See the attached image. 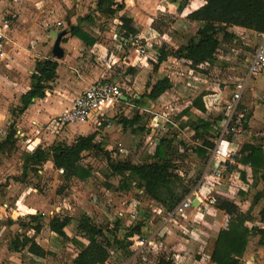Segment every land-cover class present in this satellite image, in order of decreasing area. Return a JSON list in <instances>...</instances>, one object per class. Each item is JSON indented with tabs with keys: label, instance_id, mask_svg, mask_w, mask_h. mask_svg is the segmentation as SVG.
Wrapping results in <instances>:
<instances>
[{
	"label": "rangeland",
	"instance_id": "obj_1",
	"mask_svg": "<svg viewBox=\"0 0 264 264\" xmlns=\"http://www.w3.org/2000/svg\"><path fill=\"white\" fill-rule=\"evenodd\" d=\"M57 1L58 3L56 0H0L1 79L31 78L36 59L49 56L54 58L55 39L50 35V29L52 26L69 29L73 22L72 18H68L69 11L66 10L63 1ZM171 1L176 3V9L168 5L162 6V11L158 9L157 14L147 21L146 34H152L156 38L153 43L148 41L145 44L149 52L158 54H161L162 51L167 52L168 55L165 57L167 63L162 62V71L161 69L160 71L162 75L169 74L173 84H170L160 99L151 100L147 98V93L152 79L155 78L154 72L151 71L149 74L140 76L135 82V77L125 76L126 67L122 66V87L124 94L126 92L130 94L131 102L127 107L123 105L119 109V113L113 117V122L117 123L121 118H138V120H142L139 128L143 130V136L153 132V136H150L151 139L147 140L145 137L141 139V143L134 152L135 156L139 157L137 160H141V162L148 161L146 155L153 146L154 136H163L170 150L168 156L176 164L174 170H178L177 173L180 176V190L184 191L183 187H185L190 191L201 183L208 155L197 151L198 135L193 133L187 124L197 122L202 116L207 120L216 116L220 117V112H224L225 109L221 105L212 113L204 115L190 111L187 115L189 119H183L180 112L190 105L196 96L202 93H214V89L220 91L227 87L226 98H228L233 82L243 78L247 73L250 58L260 39L259 32L254 33L230 27L229 31L234 35L229 40H223V33L219 34L223 42L214 61L191 70L187 61L178 59L179 57L173 53L176 48L188 42L197 28V23L186 17L185 14L188 10L186 8L195 9L204 3V0ZM75 2L77 1L75 0ZM93 2L94 0H82L81 11L90 12L88 14L94 13L92 24H83V26L99 28L101 34L97 35V39L100 43L104 42V39L107 40V43L110 44V47L107 48L112 51L117 48V45H112L113 32H119L120 29L114 22L115 17L95 14ZM146 5H152L153 9L158 8L156 4L151 3V0H133L129 10L141 16L145 22L150 13L145 7ZM18 9H20L19 14L16 12ZM76 10L78 11L75 7ZM62 13L65 14V17ZM59 20L62 22L61 26L57 24ZM79 50L80 54L74 60L76 65L80 66L84 62L97 63L95 57L100 46L96 47L93 52L88 48ZM88 55L90 56L89 61L86 58ZM15 59L22 60L26 64V69L21 65L16 68L8 67V64H14ZM263 75V73L258 75L255 86H260L264 81ZM250 85H252V81ZM18 94L11 96L5 102L0 96V103L3 102V105L6 106L10 105L13 111L8 120L4 119L3 123V117L0 120V138L3 139L5 133L12 126L16 129L14 146H8L4 151H0V216H3L0 218V233L2 234L0 239L5 240L0 241L2 244L0 246H3L1 256H4V259H1L2 264H5L8 257V252L5 249L7 238L10 240L18 233L25 234V232L16 231V229L4 228L3 223L9 220L8 217H5L6 205L11 208L10 212L17 217L27 212L41 213L44 224L57 214L70 215L75 220L86 214L90 216L91 221L104 228L112 240V231H115L119 238L124 236L126 231L123 228L126 229V227L122 222L125 218L130 222L133 220L131 226L141 223V233L130 239L127 249L124 247L126 252L122 251L118 245L115 246L116 248L112 252V261H109L110 264H157L161 256L171 258L175 264H211L206 255L211 252L213 241L212 239L206 241V239L216 235L219 229L225 228L229 216L212 209L210 207L212 203L205 199L200 208L189 207L178 217H174L172 222H167L166 220L174 208L167 210L162 203L153 200L145 192H138L136 187H132L127 192L122 189L120 187L122 175L112 172L109 167L110 159L102 145L100 148L83 153L81 163L89 166L92 170V175L87 180H79L76 177L65 179V174L50 163L48 164L47 161L38 167V171H30L23 179L25 153L34 150L37 145L48 147L54 140L67 142V139L55 134L58 130L65 129V126L55 130L50 124L51 120L40 123H32L31 119L27 121L23 112L19 111V107H15ZM137 94L144 97L143 104L135 101ZM131 105H133V109L130 110ZM142 107L154 108L155 111L167 116L172 121H167L162 116L159 129L153 131L151 119L154 114L141 111ZM239 109L244 114L251 111L250 107L245 104H241ZM127 113L128 115H126ZM219 124L220 122L217 127L212 128L205 135L212 134L215 137L217 130L221 128ZM90 127L91 125L84 124L79 129L85 133L91 129ZM202 132L204 131L202 130L199 134ZM39 137L40 140L35 145L34 141ZM104 138L108 139L109 137ZM8 185L9 189H6L5 187ZM130 204H132L131 208ZM254 214L256 218H259L257 211ZM130 215H134V218L130 219ZM75 220L72 222L73 225L68 228L70 238L74 237L87 242L83 232L76 228ZM18 222H20V218ZM23 222H29V218L25 216ZM31 234L33 231L30 232ZM35 236L41 242V253L40 255L30 253L26 248L20 250L18 253L23 264H75L74 258L80 247L71 239H58L50 233L46 226L40 234L35 233ZM138 239L143 242L142 245ZM253 252H256V249L251 247L248 253ZM263 259L261 258L262 264H264ZM247 261L248 258L241 260V264H247Z\"/></svg>",
	"mask_w": 264,
	"mask_h": 264
},
{
	"label": "crops",
	"instance_id": "obj_2",
	"mask_svg": "<svg viewBox=\"0 0 264 264\" xmlns=\"http://www.w3.org/2000/svg\"><path fill=\"white\" fill-rule=\"evenodd\" d=\"M62 1L64 5H66V10L69 11L68 18H72L73 22L69 29L63 28V27H53L52 26V28L50 29V33L53 30H58V31L65 30V29L68 30V32L61 39V44H63V46L61 47L64 50V54L61 58H58L56 56H54V58L50 56L44 57V58H52V59L57 60L58 62L57 74L55 78L49 82V87L46 90V95L43 98H34L33 102L25 109V111H23L22 114L25 118H27V121L31 119L30 121L32 123L33 122L40 123L41 121L47 122L53 119L57 114H60L63 111H66L67 109H69L75 97L81 94L83 90H85L89 84H91L92 82L98 79L113 81V82H117L122 85V66L126 67V70L124 72L125 76L135 77V82L138 81L137 79L140 76L149 74V72L151 71L154 72L153 76L155 78L152 79V83L148 87L147 98H149L148 94L151 91L153 85L158 80L163 79L164 77H168L170 80L171 76L169 74H165V75L161 74L162 62L167 63L165 59H163L161 62L159 61V57L161 54H158L157 52L148 51L147 56L140 57L135 51L129 52L124 47V44L121 43L120 40L115 37V33H118V32H113L114 41L112 44V45H117V48L113 49L112 51H109L107 47L110 44L107 43V40L104 39V42L102 41L100 43L99 40L97 39V35L101 34V30L99 28L92 27V26L91 27L83 26V24H92L93 22L92 15L94 16V13L88 14L90 12L81 11L82 0H76L77 2H75V0H62ZM123 1L125 5L122 8V10L118 11L114 15H109V16L115 17L114 22L118 25V28L120 29L119 33H123L124 37H130V35L138 34L140 36H143L146 39L144 40V42L149 41L150 43L154 42V39L156 38V36L152 34L150 35L146 34L147 21L149 19L151 20L153 16L157 14L158 9L162 11V6L164 7L168 5V6H171V8L176 9V3L171 0H151V3L156 4L158 8L153 9L152 5L150 6L146 5L145 7L147 8V10L150 11V13L147 17V20H145L144 22V19L141 16H139L138 14H134V12H131L129 10V8H131V4L133 3V0H123ZM203 2H205V0ZM56 3H58L57 0H56ZM97 3H98V0H94L93 5L95 6L93 7L95 9V14H98V15L101 14L103 16H106L104 13L99 12L97 10ZM202 4H200V6ZM75 7L76 9H78V11L77 10L75 11ZM198 7L199 6H197L196 8ZM186 9H188L185 14L187 17V15L194 9H191V8H186ZM16 12L19 14L20 9H18ZM62 15L65 17V14L62 13ZM123 15L129 18H132V25L138 30L136 33H130L129 35H126V29L122 26V16ZM193 22L197 23L196 24L197 28L201 24L200 22H197V21H193ZM61 25H62V22H61ZM75 25H79L82 31L84 32V34L94 39L95 42L93 44H88L83 39H81L79 36L73 34L71 32V29ZM233 27L242 29L244 31H253V30H248L244 27H239V26H233ZM197 28L195 29L192 35L196 33ZM253 32L257 33L256 31H253ZM98 46H100V50L99 52L98 51L96 52V54L97 53L98 54L95 57V60L97 61V63L91 64L89 62H84V64L80 66L74 63L75 58L77 57V55L80 54L79 49L88 48V49H91L93 52L94 50H96V47ZM63 57L65 58L63 59ZM89 57H90L89 55L86 56L88 61H89ZM178 59L187 61L186 59H183V58H178ZM38 60H41V59H36L35 68H36V63ZM19 65H21L22 68L24 67L26 69V64H24L22 60H17V59H15L14 64H8V67L16 68V67H20ZM35 68L33 69L34 71H35ZM190 69L195 70L191 66H190ZM257 77L258 75L246 81L247 85L243 93V96L241 100L237 103L234 111L230 113V116H228V110L226 108V104L232 98L235 81L233 82L232 89L230 90L231 94L228 98H226L227 87L224 88V90L220 89V91H217L216 89H214L215 90L214 93H211V94L202 93L201 95L196 96V98L193 99L190 105L186 106L183 110H181L180 114H182L183 119H189L187 115L189 114L190 111H195L199 114L204 115V114L212 113L221 105H223L225 109L224 112H220V117L216 116L215 118L210 120L213 122L212 128L217 127L219 122H220L219 125H221V128L217 130V134L215 135V137L212 136V134L205 135L206 131L201 126L199 127V132H201L202 130L204 132H202V134L196 133V130L194 129L195 122L187 124V127L190 128L193 133L198 135L197 141H199L198 142L199 144L196 147L197 151H199L198 149L199 147L204 146L205 139L209 140L210 142L214 144L212 147L208 148L209 150L207 152L208 160H207L204 175L201 179V183L195 189L190 190L188 194L194 190H197L199 193H202L203 196H206V198L207 197L209 198L210 196L212 197L214 196L217 201L216 203L212 204L210 207L214 209L215 211H220L221 213L225 215L227 214L217 206L218 201L220 199H225V200L235 202L239 206L241 211L243 212H247L250 208H252L251 214L253 216V220L248 221L247 224L249 226H258V227L264 228V168L254 169V167L251 165L250 162L245 163L244 161L241 160L242 156H245L246 154H248L247 150L246 151L243 150L245 146L261 147L264 150V81L261 82L260 86L258 87L255 86V84H257V81H258ZM251 81H252V85H250ZM33 82L34 81L32 77L28 79H24V77L22 78L12 77L10 79L0 78L1 99L3 100V102H5L11 96L13 97V95L19 93L15 107L21 106L22 96L28 90L31 89ZM171 83L173 84V81L170 80V84ZM128 89H131V88H128ZM164 93L160 95L158 98L160 99V97H162ZM3 95H6V96H3ZM143 99L144 97H142L140 94H137L135 101L143 104L144 103ZM123 100H124V105L127 107V105L130 104L131 102L130 94H127L126 92V94H124ZM151 100H156V99H151ZM3 102L0 103V120L3 117L2 123L4 122V119H7V120L9 119L10 114H13V111L10 108V105L9 106L3 105L4 104ZM241 104L243 105L245 104L247 107H250L251 111L248 112V114H244L239 109ZM129 109L130 110L133 109V105H131ZM141 111H144L145 113L152 112L154 114L153 118L151 119V127H153L152 130L155 131L159 129V126L162 122L161 118L163 115L160 114L158 111H155L154 108L150 109L147 107H142ZM126 115H128V113ZM163 117H165L167 121L168 120L172 121L167 116H163ZM132 119L134 118H131V117L121 118L120 120L117 121V123H114L113 122L114 119L110 118L107 122L101 124L100 126H98L93 120L78 121V122L65 126L66 127L65 129H62L61 131L58 130L57 133L55 134L61 135V137H63L64 139H67L66 143L71 144L75 142L76 139L80 136H88V135L95 133L96 134L95 141L97 143H101L103 148L105 147L104 149L105 152H110V153L112 152V154L116 155L122 161L139 163L141 162V160H137L139 157L138 155L135 156L134 152H136L137 147L141 143V139H143V137H145V139L147 140L151 139L150 136L151 135L153 136V132L152 133L150 132L146 134V136H143L144 132L141 128H139L140 127L139 125L140 123H142V120H138V118H136L137 121L131 124L130 121ZM199 119L207 120L206 118H204V116H202ZM156 120L159 123L158 127L155 126ZM84 124L91 125L90 127L91 129L85 133L83 131H80L79 129V127ZM162 127H163V124H162ZM106 136L109 138L108 139L104 138ZM161 139H164V137L154 136V140L152 142L153 146L151 147L150 150H148V153L146 155L148 157L147 162L156 160V158L154 157L155 148L157 144L160 143ZM39 140H40V137L34 141V144L37 145L38 143L37 141ZM221 140H224L225 144L229 142L230 148L236 151V156H235L236 164L232 165L225 172L224 177L222 178L220 184H215L211 181L213 177L209 176V174L213 172L214 167H215V160L212 158L211 154H212V150L217 146L218 143H220ZM55 142H59V141L54 140L52 144H54ZM47 163L48 164L50 163L52 166H54V163L51 159L48 160ZM124 180H125V176L122 175V184ZM132 187H136L138 192H141V193L145 192L144 189L138 187L136 185V182L134 181L131 182L130 188H127L124 190H126L127 192V190H130ZM5 188L9 189V185L8 187H5ZM255 198H257V202L252 205V202L254 201ZM203 203L202 204L198 203L196 206L193 205L192 207L200 208L201 206H203ZM6 206L7 207L5 209L6 211L5 217H8V219H12L14 223H10L8 220L7 222L3 223L4 228L16 229V231L25 232V234L30 237H34L35 233L36 234L41 233V231L36 232L35 229L32 227L24 228L23 226H21L20 222H18L19 218H21L22 221H24L25 216H28L29 214H35L38 212H35V211L27 212L26 214H20L21 216L17 217V216H14V213L10 212L11 208H9L8 205ZM131 207H132V204H130V208ZM131 211L133 212L134 210H131ZM255 211H257L259 218H256V215L254 214ZM59 216H62V215L59 214ZM130 216H131L130 219H132V217L134 218V215H130ZM0 218H3V216H0ZM74 220L75 219L72 218L71 223L67 225V227L65 228L68 235H70L68 232V228L73 225L72 222H74ZM75 221H76V228L78 229V220H75ZM128 221L129 220L125 218L124 222H122L123 225H125V227H129L133 223V220L131 222L130 221L128 222ZM45 226L48 227V230L50 231L52 235L58 237V239H63L60 235L50 230L48 223H45L43 228ZM31 231H33V234L30 235ZM219 231L220 229L218 230V233ZM218 233L216 235L211 236L210 239H206V241L207 240L210 241L211 239L213 241L218 236ZM0 235L2 234L0 233ZM261 237L262 236L260 233H256L250 236L246 253L241 260H246L248 258L247 264L248 262L249 263L251 262V264H262L263 261L261 260V258H264V244H260ZM34 238L37 241V243L41 246V242L40 240H38V237L35 236ZM153 238L156 239V237H153ZM11 240L12 238L10 240L9 238H7L6 240L5 249L8 252L7 254L8 257L5 260V264H23L19 256V253H18L19 251H14L9 248ZM138 240H139L140 245H142L143 242L140 239ZM252 240H253V243L255 244L252 243ZM0 241L3 242L5 240L0 239ZM2 247L0 246V264H2L1 259L4 257V256H1L2 255L1 251H3ZM251 247H254L256 249V252L249 254L248 252H249V249H251ZM26 250L28 251L27 248ZM78 252L76 253V255L78 254ZM206 256L210 259V253H208V255ZM112 258L113 256H111L107 260L106 264H110L109 261H112ZM211 264H214V263L211 261Z\"/></svg>",
	"mask_w": 264,
	"mask_h": 264
},
{
	"label": "trees",
	"instance_id": "obj_3",
	"mask_svg": "<svg viewBox=\"0 0 264 264\" xmlns=\"http://www.w3.org/2000/svg\"><path fill=\"white\" fill-rule=\"evenodd\" d=\"M124 5L123 0H98L97 10L109 16L122 10ZM187 18L201 24L188 42L177 48L173 54L186 59L193 68L200 67L213 62L223 40L233 37L234 34L229 31L230 27L239 26L256 32H264V0H205L201 6L191 11ZM122 26L126 29V35L138 31L132 25V18L125 15L122 16ZM71 32L88 44L95 42L94 39L84 34L79 25L73 26ZM220 33H223V40L219 36ZM167 55V52L162 51L159 61L161 62ZM57 67V60L52 58H43L37 61L32 74L34 82L31 89L22 96V105L19 106V111H25L34 98H43L46 95L49 82L57 74ZM169 87L170 80L168 77H164L153 85L148 96L151 99H157ZM136 121L137 119L134 118L130 122L133 124ZM212 124L213 122L210 120L198 119L194 124V129L196 133H199L201 126L208 132L212 129ZM15 137L16 129L12 126L5 133V137L0 138V151H4L8 146H14ZM95 137L96 134L93 133L88 136H80L71 144L55 142L48 147L41 145L35 147L31 152L25 153L23 179L30 171H38L40 165L51 159L54 167L63 169L65 179L76 177L80 180H87L92 175V170L89 166L83 165L81 159L85 151L101 147V143H97ZM213 145L212 142L205 139L204 146L198 148L199 152L207 153L208 148ZM243 150H247L248 154L242 156V161L250 162L254 169L264 168V150L261 147L245 146ZM169 152L164 138L155 148V161L134 163L122 161L112 152H106V154L110 159L109 167L112 172L125 176V180L120 186L122 189L130 188L131 182L134 181L138 187L144 189L147 195L162 203L167 210H172L182 201L189 189L183 187L184 191L180 190V176L174 170L176 164L168 157ZM256 202L257 198L254 199L252 205ZM217 206L229 216V220L227 226L220 229L218 236L213 240L210 259L214 264H241L251 235L260 233L262 236L260 244H264V228L247 224L248 221L253 220L252 208L243 212L235 202L225 199H220ZM27 217L29 222H23L20 218L21 226L32 227L36 232H40L44 226L43 214H29ZM71 221L72 217L69 215H54L47 223L52 232L64 239H71L80 247L74 258L75 264H106L112 256L115 246L118 245L122 251L126 252L130 239L142 231V224L138 223L126 227V229L123 228L126 232L122 238L112 231V240L104 228L91 221L89 215L83 214L78 219V229L87 239V242H83L78 238H70L66 232L65 228ZM9 222L14 223L12 219H9ZM9 248L14 251L27 248L28 251L37 255H40L42 249L34 237L21 233L11 240ZM157 264H174V261L169 257L161 256Z\"/></svg>",
	"mask_w": 264,
	"mask_h": 264
},
{
	"label": "built area",
	"instance_id": "obj_4",
	"mask_svg": "<svg viewBox=\"0 0 264 264\" xmlns=\"http://www.w3.org/2000/svg\"><path fill=\"white\" fill-rule=\"evenodd\" d=\"M58 25H61L60 21H58ZM258 36L260 41L255 52L250 58L247 73L243 78L235 81L232 98L226 104L228 116H230V113L234 111L237 103L241 100L246 89V81L264 73V32H259ZM115 37L124 44V47L129 52L135 51L140 57L147 56L148 49L144 42L146 39L143 36L134 34L130 35V37H124L123 33L118 32L115 33ZM123 98L124 91L121 84L104 79H98L89 84L81 94L75 97L69 109L57 114L53 119H51L50 124L55 130L69 124L85 120H93L98 126H100L119 113V109H121L124 105ZM155 126H159L157 120ZM211 156L215 160V167L209 176L213 177V179H211L213 183L220 184L225 172L232 165L236 164V151L230 148L229 142L225 144L224 140H221L220 143H218L212 150ZM60 171L63 172V169H60ZM196 199L199 204H202L205 199H208L212 204L217 201L214 196L206 198V196H203L202 193L194 190L187 194L186 197L174 208L166 221L172 222L174 217H178L185 209L192 207L193 202ZM165 226L167 225L165 224Z\"/></svg>",
	"mask_w": 264,
	"mask_h": 264
},
{
	"label": "water",
	"instance_id": "obj_5",
	"mask_svg": "<svg viewBox=\"0 0 264 264\" xmlns=\"http://www.w3.org/2000/svg\"><path fill=\"white\" fill-rule=\"evenodd\" d=\"M67 32H68V30L65 29V30H61V31L53 30L50 33L51 36L55 39V44L53 47V54H54V56H56L58 58H61L64 54V50L61 47V39ZM197 204H198V200L196 199V200H194L193 205L196 206Z\"/></svg>",
	"mask_w": 264,
	"mask_h": 264
}]
</instances>
